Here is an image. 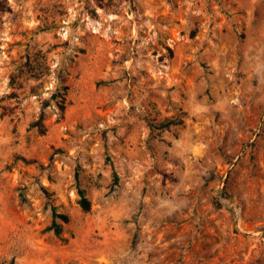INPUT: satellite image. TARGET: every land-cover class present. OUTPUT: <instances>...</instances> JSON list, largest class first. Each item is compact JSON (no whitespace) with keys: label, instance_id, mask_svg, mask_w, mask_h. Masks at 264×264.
I'll return each mask as SVG.
<instances>
[{"label":"rangeland","instance_id":"rangeland-1","mask_svg":"<svg viewBox=\"0 0 264 264\" xmlns=\"http://www.w3.org/2000/svg\"><path fill=\"white\" fill-rule=\"evenodd\" d=\"M11 262L264 264V0H0Z\"/></svg>","mask_w":264,"mask_h":264},{"label":"trees","instance_id":"trees-1","mask_svg":"<svg viewBox=\"0 0 264 264\" xmlns=\"http://www.w3.org/2000/svg\"><path fill=\"white\" fill-rule=\"evenodd\" d=\"M62 107H64V103L62 104ZM47 115L46 112L43 111L39 117L33 124L40 127L41 131H45V119ZM79 193H80V203L82 207L86 210L90 209L92 206L91 199L89 198L86 189L83 188L81 185L79 186ZM58 218H60L62 221H59ZM70 221V214L67 212H59L56 208H54V221L52 224V227L55 229L56 233L58 235H62L64 230V223ZM10 264H14V262H11Z\"/></svg>","mask_w":264,"mask_h":264}]
</instances>
